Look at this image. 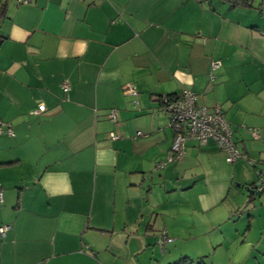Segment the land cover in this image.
<instances>
[{"label":"crops","instance_id":"crops-1","mask_svg":"<svg viewBox=\"0 0 264 264\" xmlns=\"http://www.w3.org/2000/svg\"><path fill=\"white\" fill-rule=\"evenodd\" d=\"M256 11L221 0H7L0 123L14 136H0V227L10 228L0 234V264H264V238L247 240L232 210L206 218L197 234L177 214L190 205L169 194L192 184H165L178 164L165 163L173 132L161 104L189 89L198 105L220 107L240 160L263 167ZM194 144L179 160L218 162L212 145ZM195 206L221 205L201 196ZM163 233L171 242L158 245Z\"/></svg>","mask_w":264,"mask_h":264},{"label":"rangeland","instance_id":"rangeland-1","mask_svg":"<svg viewBox=\"0 0 264 264\" xmlns=\"http://www.w3.org/2000/svg\"><path fill=\"white\" fill-rule=\"evenodd\" d=\"M260 3L261 0H254L253 4L259 6ZM260 12L264 13V5H262L261 11H256V14ZM193 143L188 141L186 147ZM219 153L220 156L217 157L219 159L217 163L212 158H205L204 156H199L198 160L192 156L190 159L184 158L183 160L182 158V160L180 159L181 161L178 159L173 162L178 164V166L175 168L176 172L169 176L171 179L168 180V183L165 181L166 186L173 187L176 185L179 187L187 182H190V185L192 184L191 188L183 193L178 190V192L169 194L177 204L183 202L186 205H190H185L189 207L188 210H186V207H182L179 211V206H177V214L179 212L188 215L190 217V223L192 224H190L191 230L197 234L203 230L206 218L214 217L218 220L226 216V209H230L232 210L233 217L238 221H235L237 226L241 228L247 240L255 241L260 237L263 239L264 193L262 195L256 194L250 190L248 185L254 179L255 175L257 179L260 172L264 174V170L261 171L264 166L262 167L257 161H254L255 163L248 161L247 163L244 160L228 164L224 159L225 154L223 152ZM197 162L200 165H196ZM243 163L246 165L241 166L240 164ZM252 163L257 167H252ZM156 171L155 173H159L162 170L159 172ZM156 188L158 194L159 190L161 191L159 197H162L164 195L163 189L158 188V186H155ZM201 196H205V200L208 199L210 203H217L221 206L211 209L209 212L196 210L198 208L195 205L200 201ZM261 214L263 219H260ZM239 217L241 218L239 219Z\"/></svg>","mask_w":264,"mask_h":264},{"label":"built area","instance_id":"built-area-1","mask_svg":"<svg viewBox=\"0 0 264 264\" xmlns=\"http://www.w3.org/2000/svg\"><path fill=\"white\" fill-rule=\"evenodd\" d=\"M22 2V1H20ZM219 68L218 62L211 63V74L209 78L214 80L212 74ZM64 92L69 90L68 85H62ZM130 93L135 95L134 90ZM197 97L194 92L189 89L181 90L177 95L171 98L163 99V111L168 117V126L173 131L174 136L169 149V155L165 163H171L181 158L184 154L185 145L188 141H195L199 145H205L208 141L213 142L216 147L225 153V161L233 163L239 158V153L235 148L232 140L230 126L226 121L223 111L220 107L214 106L208 110L204 106L196 103ZM44 111V106L39 105L35 110L29 112L30 115H37ZM111 117L113 113L111 112ZM5 133L12 137L13 133L9 125L0 123V135ZM139 132L136 136H140ZM256 139L257 133H252ZM119 137L114 133L109 134L110 140H116ZM163 164H159L156 168L161 170ZM256 193H264V176L260 175L255 185ZM2 201V193L0 187V202ZM9 226L0 227V234L4 235L9 230ZM164 242H171L165 233L161 234L157 239V244L162 245Z\"/></svg>","mask_w":264,"mask_h":264},{"label":"trees","instance_id":"trees-1","mask_svg":"<svg viewBox=\"0 0 264 264\" xmlns=\"http://www.w3.org/2000/svg\"><path fill=\"white\" fill-rule=\"evenodd\" d=\"M222 2H224L226 5H228L230 8H234V9H252V8H254V9H256V10H259V11H261V7H262V5H264V0H261V3L259 4V6H255L253 3H254V0H221ZM6 5H7V0H0V15L2 16V14H4V12H5V10H6ZM62 90V92L64 93V95L65 94H67V92H64L63 91V89H61ZM178 94V93H177ZM176 94V95H177ZM166 98H171V97H166ZM134 104H136V102L134 103ZM162 105L164 104L163 102L161 103ZM163 110V109H162ZM111 112H113V111H111ZM164 112V111H163ZM165 113V112H164ZM109 115H111V113L109 114ZM10 128V127H9ZM12 131V130H11ZM173 132V131H172ZM13 133V132H12ZM2 135H6L5 133H3V134H1L0 136H2ZM7 136V135H6ZM14 136V135H13ZM173 136H174V133H173ZM10 137V136H9ZM232 140H233V138H232ZM195 144H196V146H197V148H199V149H201V148H205L206 146H208V145H212L213 147H214V149L216 150V151H219V152H222V151H220L217 147H216V145L213 143V142H211V141H208L205 145H199L198 143H196L195 141H193ZM233 143H234V141H233ZM234 145H235V143H234ZM185 147H186V145H185ZM235 148H236V145H235ZM236 150L238 151V149L236 148ZM224 153V152H223ZM238 153H239V158L235 161V162H237L238 160H240V159H242V155H241V153L238 151ZM225 154V153H224ZM225 159V158H224ZM226 162V161H225ZM235 162H233V163H235ZM227 163V162H226ZM233 163H228V164H233ZM253 164V166L255 165L254 163H252ZM4 165H6V164H4ZM260 175H264L262 172H260L259 173ZM259 175V176H260ZM259 176H257V179H256V182L258 181V179H259ZM256 182L252 185V187L250 188V190L251 191H253L254 193L256 192L255 191V185H256ZM0 187H1V185H0ZM1 193H2V187H1ZM259 195L260 194H262V193H258ZM2 202V201H1ZM1 202H0V204H1ZM169 238V237H168ZM170 239V238H169ZM186 261L185 260H181L180 262H177V263H175V264H186L185 263Z\"/></svg>","mask_w":264,"mask_h":264}]
</instances>
